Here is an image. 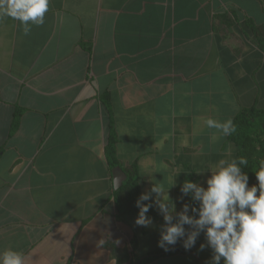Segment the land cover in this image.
I'll use <instances>...</instances> for the list:
<instances>
[{"label": "crops", "instance_id": "0c3cea01", "mask_svg": "<svg viewBox=\"0 0 264 264\" xmlns=\"http://www.w3.org/2000/svg\"><path fill=\"white\" fill-rule=\"evenodd\" d=\"M44 19L27 36L0 20V251L26 264H134L161 248V225L116 220L101 98L140 194L183 171L168 189L180 211L184 178L206 187L207 168L237 157L205 119L264 108V50L244 23H264V0H50ZM202 243L143 264H211Z\"/></svg>", "mask_w": 264, "mask_h": 264}, {"label": "clouds", "instance_id": "9594fccd", "mask_svg": "<svg viewBox=\"0 0 264 264\" xmlns=\"http://www.w3.org/2000/svg\"><path fill=\"white\" fill-rule=\"evenodd\" d=\"M49 5L50 0H0V20L18 21L27 36L33 25L44 24ZM204 123L216 130L213 139L236 132L231 117L224 121L206 118ZM247 164L245 157L220 159L206 169L210 173L204 182L206 187L185 179L180 192L196 203H184L180 211L168 196V189L175 186L176 177L183 171H175L171 186L166 189L153 181L135 202L138 208L135 224L151 225L152 218L147 214L155 207L163 219L157 243L165 251L178 242L190 250L203 233L206 244L202 243L200 250L211 249V264H264V160L255 171L258 183L252 186L242 171ZM118 183L115 179V187ZM0 264H26V258L23 252L9 248L0 251Z\"/></svg>", "mask_w": 264, "mask_h": 264}, {"label": "trees", "instance_id": "16d2710c", "mask_svg": "<svg viewBox=\"0 0 264 264\" xmlns=\"http://www.w3.org/2000/svg\"><path fill=\"white\" fill-rule=\"evenodd\" d=\"M244 23L256 39L259 47L264 50V23L256 25L250 19H246ZM101 103L108 118L104 147L106 162L111 175L118 172L124 174L121 185L116 189L111 188V195L115 206V217L119 222L135 221L138 215V208L135 202L140 195L138 172L135 166L131 169L121 167L116 154L117 136L113 127L111 107L106 93L102 96ZM20 113L21 110L14 112L12 129L16 126ZM233 121L236 125V132L231 136H227V140L236 147L237 157L247 158L248 164L247 166H242V171L248 175L249 186L256 185L258 182L255 171L259 169L260 162L264 160V108H257L255 106L243 107L234 115ZM185 179L195 182L197 176L191 173ZM183 181L177 185V192H180V185ZM184 198L187 204L195 205L196 202L192 201L190 197L184 196ZM147 215L160 225L163 224L162 216L158 215L155 208L151 209ZM132 244L135 246V237L132 239ZM186 251L188 250L184 248H168L167 251L160 248L135 257L134 264H143L162 256Z\"/></svg>", "mask_w": 264, "mask_h": 264}, {"label": "water", "instance_id": "95a60500", "mask_svg": "<svg viewBox=\"0 0 264 264\" xmlns=\"http://www.w3.org/2000/svg\"><path fill=\"white\" fill-rule=\"evenodd\" d=\"M123 178H124V174L122 172H118V173L113 175V177H112L113 189H116L121 185ZM115 179H118V181H119L117 187H115Z\"/></svg>", "mask_w": 264, "mask_h": 264}]
</instances>
